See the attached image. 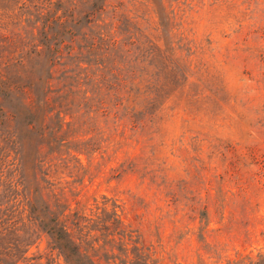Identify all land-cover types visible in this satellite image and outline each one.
<instances>
[{"label":"rangeland","instance_id":"1","mask_svg":"<svg viewBox=\"0 0 264 264\" xmlns=\"http://www.w3.org/2000/svg\"><path fill=\"white\" fill-rule=\"evenodd\" d=\"M165 1L184 38L177 53L191 63L187 82L150 113L152 93L131 97L128 111L150 118L136 128L107 120L93 100L84 104L78 127L64 126L67 138L84 141L81 162L72 160L64 179L76 180L86 208L114 198L155 264L256 257L264 254V0ZM128 10L157 40L153 6ZM37 250L45 262L46 237Z\"/></svg>","mask_w":264,"mask_h":264},{"label":"trees","instance_id":"2","mask_svg":"<svg viewBox=\"0 0 264 264\" xmlns=\"http://www.w3.org/2000/svg\"><path fill=\"white\" fill-rule=\"evenodd\" d=\"M133 3L153 6L157 40L130 16ZM175 20L165 0H0V264H155L114 198L86 208L64 179L84 142L64 126L78 127L90 100L107 120L145 125L188 79ZM141 91L153 94L145 116L127 106ZM44 237L45 262L32 251ZM226 264H264V254Z\"/></svg>","mask_w":264,"mask_h":264}]
</instances>
